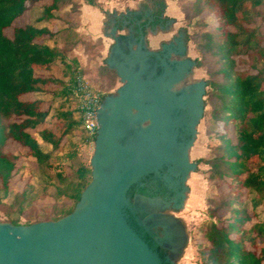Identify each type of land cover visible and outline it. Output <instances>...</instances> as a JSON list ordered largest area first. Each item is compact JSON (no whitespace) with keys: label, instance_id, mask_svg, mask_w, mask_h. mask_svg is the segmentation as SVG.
Masks as SVG:
<instances>
[{"label":"trees","instance_id":"16d2710c","mask_svg":"<svg viewBox=\"0 0 264 264\" xmlns=\"http://www.w3.org/2000/svg\"><path fill=\"white\" fill-rule=\"evenodd\" d=\"M61 1L0 0V203L15 174L18 156L6 149L14 143L39 169H56L55 195L72 204L53 208L42 214L41 221L26 222V226L71 214L91 182L88 166L79 164L68 171L54 167L51 154L41 150L35 137L57 151L69 134L83 132L72 95L75 76L83 72L71 57L81 44L74 28L18 24L34 7L41 10L38 22L52 24ZM85 1L103 12L105 32L119 29L116 13L103 11L95 0ZM144 1L156 19L170 20L164 16V0ZM76 9L73 3L71 11ZM190 9L187 20L202 14L212 19L210 29L198 36L200 58L194 62L197 68L206 66L203 104L210 107L206 133L216 144L211 156L199 162L209 167V183L225 187L220 196L207 200L209 219L199 226L197 264H264V209L258 211L264 208V0H192ZM54 69L60 77L53 74ZM100 72L114 71L104 65ZM39 95L50 97L47 107ZM99 95L102 104L116 93ZM83 141L89 143L87 137ZM71 147L56 161L74 162L78 153L76 145ZM20 196L26 199L25 193ZM10 223L19 225L17 219Z\"/></svg>","mask_w":264,"mask_h":264},{"label":"water","instance_id":"95a60500","mask_svg":"<svg viewBox=\"0 0 264 264\" xmlns=\"http://www.w3.org/2000/svg\"><path fill=\"white\" fill-rule=\"evenodd\" d=\"M143 38L139 29L136 48L128 45L131 57L116 44L114 55L106 61L122 86L116 96H107L97 110L96 117L98 112L105 114L90 159L91 182L73 212L53 222L0 224V264H164L129 222L128 192L145 176L159 173L163 165L184 167L182 181L188 171L195 169V164L187 163L185 152L182 162L175 159L181 126L177 112L187 111L191 118L187 132L192 137L183 147L186 150L203 116L205 83H195L182 97H175L172 88L177 80L166 62L171 47L164 46L167 52L160 56L144 50ZM178 46L182 49L181 42ZM149 56L160 62L163 73L144 80V62ZM136 64L138 71L134 70ZM131 114L139 129L134 136L126 137ZM146 121L150 126L142 127ZM186 190L183 187L177 194L176 209L183 206Z\"/></svg>","mask_w":264,"mask_h":264},{"label":"rangeland","instance_id":"374dc122","mask_svg":"<svg viewBox=\"0 0 264 264\" xmlns=\"http://www.w3.org/2000/svg\"><path fill=\"white\" fill-rule=\"evenodd\" d=\"M103 1L106 6H110L111 11L117 9L125 14L135 12L142 13L143 11L148 12L149 5L144 0H130L127 5H122V2H119L123 0ZM110 1L111 4L109 5ZM167 1L169 3L168 10L169 13H171L170 17H168L170 20L167 21L165 26L156 27L154 31L155 33L147 31V47L156 50L161 43L167 42L172 37L181 34L184 40L186 39L184 42L187 48V56L195 61L200 58V55L196 50L198 36L202 32L210 29L209 24L212 22V19L206 14H202L196 18L187 20L185 19V14H190L192 0ZM77 2L78 1L76 0L75 3ZM66 3L67 0L61 1L59 11L53 13L56 18L52 24L38 22L37 19L41 15L39 7H34L27 14L23 15L18 20V24L24 25L27 22H31L35 27L45 26L48 29L54 30H63L66 26L73 27L78 31V33H76L81 44H79V47L72 52L71 57L78 60L80 67L83 69L81 74L84 75L89 85L97 92L113 93L121 86V82L117 77L116 72L108 67L106 62L102 60V53H105V51L107 53V47L104 46L100 39H89L90 37L87 36V32L83 30L84 26L79 21L80 12L70 13L69 10H67ZM143 20H145V18H143ZM5 32L8 36L11 35L10 30ZM121 32H124L126 35L128 31L126 29L115 30L114 33L116 39L112 40V42L110 41V43H114L113 45L117 44L119 47L124 48L126 43L120 42V39L118 38L122 35ZM107 33L108 32H106V34ZM154 34H157V36H153ZM105 48L106 50H104ZM114 49L111 48V50ZM206 63L208 64L209 62L207 61ZM104 65H107V67L115 73L107 72L103 74L100 72L102 76L98 75V69ZM53 74L60 77V72L56 69L53 70ZM206 79V66L204 68H192L191 81L194 82V84L204 82ZM39 98L43 99L45 107H47L50 102V97L48 95H39ZM202 99L204 101L206 96H203ZM56 107L57 105L55 104L52 111ZM209 110V105H205L203 116L198 121L194 140L189 151L190 161L196 163V170L190 174L187 182L189 192L185 200V205L178 213H176L181 225L183 224L187 240L182 254L171 260L173 264H197L198 256L196 247L200 241L199 226L201 223L209 219L207 200L220 196L225 191L224 185L215 186L207 181L206 175L209 167L199 162L201 159H208L211 156L212 150L216 144L215 140L208 138L206 133L208 128ZM35 137L39 142L41 150L45 153L51 154V163L54 167L59 165L58 168L60 170L66 171L77 167L79 164L90 167V159L94 152V143H84L83 138L86 137L84 131L82 132L79 130L69 134L63 140L62 145L57 151H52L51 147L44 144L37 135H35ZM72 144L76 145L77 148L78 154L76 160L74 162H62L61 164L56 161V157H60L72 150ZM6 149L14 155H17L18 160L16 163L15 174L9 184V193L6 196H3L0 203V224L12 225L10 221L17 219L18 226H26V222L41 221L43 217L42 214L53 208L66 209L72 205L66 199L57 198L55 195L54 181L52 180L56 171L55 168L50 170L39 169L34 159L26 156L24 149L14 143L9 144ZM23 193L26 194V199L24 201H22L20 196ZM262 209L264 208H260L258 211H262Z\"/></svg>","mask_w":264,"mask_h":264},{"label":"flooded vegetation","instance_id":"af4514ba","mask_svg":"<svg viewBox=\"0 0 264 264\" xmlns=\"http://www.w3.org/2000/svg\"><path fill=\"white\" fill-rule=\"evenodd\" d=\"M143 18H145V20H143ZM119 19L120 25L117 30L126 29L128 31L126 35H120L118 37L120 42L126 43L124 48L120 47L122 52L131 57L128 45H132V49H135L138 42L139 29L142 31L144 29L143 44L145 46V51H153L159 53L160 56H163L167 52V49H165L164 46L171 47L170 56L166 59V62L171 73L174 74L175 79L177 80L172 88L173 95L177 98L182 97L187 89H191V86L194 84V82L191 81L192 68H195L196 66L195 62L186 54L187 48L181 34L172 37L167 42L161 43L158 49L153 50L148 48L146 44L147 31L155 33L154 31L156 27H163L167 22H162L156 19L150 14L149 9L148 12L128 13L120 16ZM153 36H157V34H154ZM179 42L182 43V49L178 46ZM115 56L116 58L123 60L118 54H115ZM144 63L146 66L143 72L144 80H153L162 75L163 68L155 57H146ZM139 68V64H136L134 70L138 71ZM119 88L114 92L116 93ZM132 113L134 114L135 112L132 111ZM103 114L100 112L97 114V131L100 129V121ZM133 114L129 116L125 127L126 137L134 136L136 130L139 129L137 122L132 118ZM177 117L181 121V126L178 128L179 135L177 142L180 146L175 159L182 162L183 153L185 152L187 155V163L195 164V169L193 170L195 171L196 163L191 162L189 158L191 147L183 150L184 145L187 144L192 137L191 134L187 132L191 118L188 116L187 111L183 110L177 112ZM148 126H150L149 121L142 124V127ZM183 170L184 167H179L175 164L163 165L159 170V173H151L145 176L137 184L132 186L128 192V199L131 204V208L127 211L128 220L133 228L141 234L145 241L160 256L164 264H173L171 260L179 257L186 245V233L183 224L181 225L176 213H178L185 205V200L189 192L187 182L193 171H188L186 179L182 181ZM183 187L187 189L183 193L185 196L183 206L180 209H176L175 206L179 200H177V194L182 192Z\"/></svg>","mask_w":264,"mask_h":264},{"label":"crops","instance_id":"0c3cea01","mask_svg":"<svg viewBox=\"0 0 264 264\" xmlns=\"http://www.w3.org/2000/svg\"><path fill=\"white\" fill-rule=\"evenodd\" d=\"M75 1L76 0H72V2L66 3L67 10H69L70 13H72L71 7H72V4L75 3ZM77 1L78 2L76 3L77 4V9H76L77 11L76 12H80L79 21L84 26L83 30L87 32L86 34L88 37H90L89 38L90 40L100 39L101 42H103L104 46L107 47V53H106V51H105V53L104 52L102 53V60H104V62H106L110 58V56L114 55V51L111 50V48L114 47V45H113L114 43H110V41L112 42V40L116 39L114 31L117 29L112 28L106 34V32L104 30L105 16H104L103 12L99 8H96V7H93L89 4H87V2L85 0H77ZM95 1L103 11H107L109 13H116L117 18L125 15V13H122V12L118 11L117 9H115V11H111L110 6L109 7L106 6V4L103 0H95ZM117 1H119V0H117ZM129 1L130 0H123V1H119V2H122L121 3L122 5H127ZM110 4H111V1L109 2V5ZM165 4H166V6H165V10H164V16L170 17L171 13H169V10H168L169 9V3L167 0H165ZM67 27L68 26H66L65 28H67ZM74 31L78 33V31H76L75 29H74ZM109 32H111V33H109ZM121 34L125 35L124 32H121ZM103 36L106 38H104ZM110 44H112V45H110ZM77 48H75V49H77ZM104 50H106V48ZM84 66H86V65H84Z\"/></svg>","mask_w":264,"mask_h":264},{"label":"built area","instance_id":"2783aa9c","mask_svg":"<svg viewBox=\"0 0 264 264\" xmlns=\"http://www.w3.org/2000/svg\"><path fill=\"white\" fill-rule=\"evenodd\" d=\"M72 95L80 111L83 131L89 142L93 143L98 129L96 113L101 105L100 95L80 73L75 76Z\"/></svg>","mask_w":264,"mask_h":264}]
</instances>
